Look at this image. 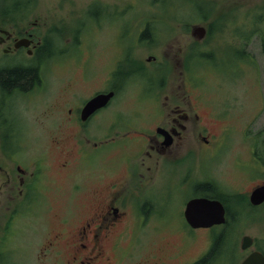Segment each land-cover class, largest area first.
Wrapping results in <instances>:
<instances>
[{"label": "rangeland", "instance_id": "374dc122", "mask_svg": "<svg viewBox=\"0 0 264 264\" xmlns=\"http://www.w3.org/2000/svg\"><path fill=\"white\" fill-rule=\"evenodd\" d=\"M12 1L15 7L21 8L17 11L29 3L20 22H36V33H46L42 44H47L48 48L42 71L44 81L51 87L52 102L59 101V89L68 83L82 88L80 95L86 98L100 87L107 68L114 62H122L128 76L115 99L116 107L121 111L113 106L101 118L107 120L110 116L116 121L117 135L128 138L141 130L139 125L150 127L157 115L156 95L162 99L166 95L181 94L185 89L190 101L197 105L196 111L206 118L209 133L217 136V142L224 139L221 140L222 148L218 145V149H206L205 157L195 155L192 183L206 179L220 197L236 194L246 198L247 202L250 191L264 183V0ZM192 25L207 29L204 39L193 41L190 35L184 34ZM144 30L149 37L140 40ZM187 42L193 47L183 54ZM130 51L133 59L128 61L133 60L132 63L126 62ZM149 55L157 62H146ZM188 57L191 63L186 76L190 86L183 79L179 66L182 59L184 62ZM80 70L85 76L94 74V77L82 80ZM145 72L153 75V82H148L150 76ZM119 78L121 82L123 78ZM122 111L124 119L120 115ZM53 115L59 118L58 114ZM41 121L36 122L40 130H35L40 133L33 132L29 138L21 135V144L30 145V149H62V146L72 149L69 138H65L66 144L60 147L52 146L50 139L53 136L49 138L42 130ZM119 156L117 162L124 159ZM197 166L199 170H196ZM91 171L76 165L53 177L57 185H66L67 189L60 199L51 197L52 214H89L97 203L92 186L102 184L94 181L96 177H92ZM120 174L125 175L124 167L120 168ZM149 175L154 178L156 170L152 168ZM170 178L162 179L158 188L155 186L149 193L155 198L154 204L161 215L158 219L161 231L152 234L139 229L138 234H129L125 241L162 248L169 254L184 247L182 255H174L170 262L178 264L200 257L205 249L208 250L213 234L222 227L185 233L188 231H185L181 210L190 190L176 185ZM74 180L81 181L86 189L70 198L68 188ZM152 183L158 185L154 179ZM235 209L239 211L240 219L234 228V248L226 245L228 260L221 263L216 260L214 264H237L243 235L255 240L264 253V204L251 208L252 211ZM232 212L235 214V210ZM116 235H112L113 241ZM37 242L39 237L35 235L33 249L21 247L13 251L11 257L13 260L17 257L19 264H42L37 258ZM121 244L123 246V241ZM105 252L112 258L111 262L126 257L116 258L109 250ZM139 253L138 249L135 254ZM137 258L139 255L134 257ZM125 263L129 264V260Z\"/></svg>", "mask_w": 264, "mask_h": 264}, {"label": "flooded vegetation", "instance_id": "af4514ba", "mask_svg": "<svg viewBox=\"0 0 264 264\" xmlns=\"http://www.w3.org/2000/svg\"><path fill=\"white\" fill-rule=\"evenodd\" d=\"M15 6L12 0H0V264H19L17 257L14 260L11 257L12 252L21 247L33 249L35 235L39 237L37 258L42 264H126V259L129 264H170L184 247L169 254L162 248L125 241L129 234H138L139 229L152 234L161 231L158 224L161 215L154 204L155 198L149 193L155 186L157 189L165 177H171L176 185L190 190L181 210L185 231H188L185 233L223 228H191L183 217L187 201L206 198V188L202 187L206 186V179L192 183L195 155L205 157L206 149H218V145L222 148L221 140H224L222 137L217 142V136L209 133L206 118L196 111L197 105L190 101L188 90L162 99L156 95L157 115H153L156 117L153 124L150 127L139 125L141 130L128 138L117 135L116 121L110 116L107 120L101 118L105 111L116 107L115 99L128 76L123 63L114 62L108 67L100 87L86 98L80 95L82 88L68 83L59 89V101L52 102L51 87L44 81L42 71L48 48L47 44H42L46 33H36V22H20L29 3L21 11ZM193 27H188L189 31L184 34L196 41L192 35ZM44 46L45 50L40 52ZM192 47L190 42L184 44L183 54ZM129 59H133L131 51L126 62L132 63ZM190 59L188 57L184 62L182 59L181 65L179 63L188 86L186 73ZM146 62L157 60L149 55ZM18 70H34L36 79L5 87L3 78ZM80 74L82 80L94 77V74L85 76L82 70ZM146 75L150 76L148 82H153V75ZM118 77L123 78L121 82ZM108 93L112 95L106 104L84 118L85 104L98 94ZM117 110L121 111L119 107ZM53 114H58L59 118ZM120 115L124 117L123 111ZM37 120H42V130L49 138L53 136L50 139L52 146L60 147L66 144L65 138H69L72 149L65 146L62 149H30V145L21 144V135L29 138L33 132L40 133ZM158 128L164 132H157ZM119 155L124 159L117 162ZM76 165L92 170V177H96L94 181L102 182L101 186L95 182L92 186L97 203L86 216H68L65 212L52 214L51 197L58 200L67 189L66 185H57L53 177ZM123 167L125 175L121 176L120 168ZM152 168L156 170L154 178L149 175ZM196 170H199L198 166ZM153 179L158 185L151 184ZM69 185L70 198L86 189L81 181L74 180ZM128 221L130 224H126ZM115 233L113 241L111 237ZM211 244L197 259L178 264H194L206 256ZM138 249L141 253L135 254ZM106 250L116 258L126 257L111 262ZM239 250L237 264L253 251L264 256L255 240L248 249L239 247ZM136 255L139 258L134 259Z\"/></svg>", "mask_w": 264, "mask_h": 264}, {"label": "water", "instance_id": "95a60500", "mask_svg": "<svg viewBox=\"0 0 264 264\" xmlns=\"http://www.w3.org/2000/svg\"><path fill=\"white\" fill-rule=\"evenodd\" d=\"M205 28L196 25L192 29V35L196 40H202L205 36ZM112 93L98 94L91 98L83 108V117L86 118L96 109L103 107ZM162 133L164 130L157 129ZM248 202L252 206H259L264 202V183L255 187L248 196ZM183 217L191 228H210L225 224L226 209L221 201L211 198H193L186 202ZM253 239L248 235H243L240 239L239 247L246 250L251 247ZM240 264H264V256L256 251L248 254Z\"/></svg>", "mask_w": 264, "mask_h": 264}, {"label": "trees", "instance_id": "16d2710c", "mask_svg": "<svg viewBox=\"0 0 264 264\" xmlns=\"http://www.w3.org/2000/svg\"><path fill=\"white\" fill-rule=\"evenodd\" d=\"M146 36H147V31L144 30L141 34V37L145 39ZM44 50H45V46L41 48L40 52H43ZM35 79H36V73L34 70L12 71L10 74L6 75L5 78H3V85L5 87H10L12 85H16L20 83L21 84L30 83ZM202 187L206 188L207 198L218 199L223 203L226 209V221L221 231H219L216 234H213L212 244L209 251L206 253V256L202 257L194 264H214L216 260H218L220 263L225 262L226 259L228 260V256H229L225 254L226 251L225 246L229 245L234 248L233 246L234 245L233 234L235 232L234 228L238 226L237 222H239L240 219V216L238 215L239 211H237L235 208H239V210L242 212L246 210L252 211V209H256V207L250 206L246 201V198L240 197L236 194L227 195L230 196L229 198L220 197V195L217 194L215 187L210 183L206 182V186H202ZM233 208L235 210V214L232 212L234 211ZM230 249L231 248L229 247L228 253H230ZM230 260H232V258Z\"/></svg>", "mask_w": 264, "mask_h": 264}]
</instances>
